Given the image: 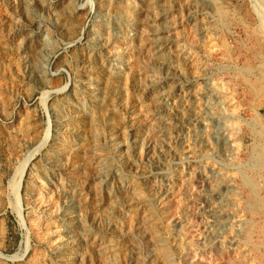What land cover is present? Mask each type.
<instances>
[{
	"label": "rangeland",
	"instance_id": "374dc122",
	"mask_svg": "<svg viewBox=\"0 0 264 264\" xmlns=\"http://www.w3.org/2000/svg\"><path fill=\"white\" fill-rule=\"evenodd\" d=\"M0 264H264V0H0Z\"/></svg>",
	"mask_w": 264,
	"mask_h": 264
},
{
	"label": "bare ground",
	"instance_id": "6f19581e",
	"mask_svg": "<svg viewBox=\"0 0 264 264\" xmlns=\"http://www.w3.org/2000/svg\"><path fill=\"white\" fill-rule=\"evenodd\" d=\"M204 1V0H203ZM207 1V0H206ZM160 3V2H159ZM156 16V15H155ZM153 44H154V46H153V48H155V52L157 53V57H160L161 55H163L162 53H161V51H162V49L164 48L163 47V43H158V41H155L154 39H153V42H152ZM149 46V45H148ZM159 59V58H158ZM169 60V59H168ZM162 61V60H161ZM166 64V63H165ZM166 90V89H165ZM161 93V91H159V94ZM167 93L165 92L163 95H166ZM160 101V100H159ZM158 101V102H159ZM163 102V101H162ZM103 167V166H102ZM161 169V168H160ZM102 171V170H101ZM104 171V170H103ZM100 185V184H99ZM118 203V202H117ZM152 227V226H151ZM108 242V241H107ZM98 249V248H97ZM17 254V253H16ZM13 257H15V256H13Z\"/></svg>",
	"mask_w": 264,
	"mask_h": 264
}]
</instances>
